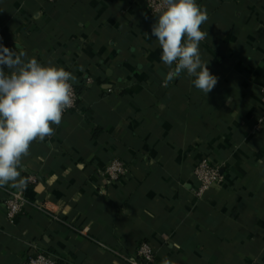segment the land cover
<instances>
[{"label": "crops", "instance_id": "1", "mask_svg": "<svg viewBox=\"0 0 264 264\" xmlns=\"http://www.w3.org/2000/svg\"><path fill=\"white\" fill-rule=\"evenodd\" d=\"M196 2L207 96L186 73L163 86L144 0H0V43L71 72L79 94L22 159L30 203L13 222L0 187V264H132L143 241L152 264H264V0ZM202 157L225 180L199 196ZM113 159L129 169L114 182Z\"/></svg>", "mask_w": 264, "mask_h": 264}, {"label": "clouds", "instance_id": "2", "mask_svg": "<svg viewBox=\"0 0 264 264\" xmlns=\"http://www.w3.org/2000/svg\"><path fill=\"white\" fill-rule=\"evenodd\" d=\"M151 33L161 48L160 59L169 71L163 86L186 73L206 96L218 83L199 45L208 37L201 26L209 19L196 0H162ZM0 43V187L24 186L20 166L34 141L55 134L63 114L74 104V75L50 61L40 63ZM7 69V71L5 70ZM52 145L49 143V147Z\"/></svg>", "mask_w": 264, "mask_h": 264}, {"label": "built area", "instance_id": "3", "mask_svg": "<svg viewBox=\"0 0 264 264\" xmlns=\"http://www.w3.org/2000/svg\"><path fill=\"white\" fill-rule=\"evenodd\" d=\"M50 2H55L57 0H49ZM147 6L148 12L156 16L162 0H144ZM260 98L262 102L263 115L259 117L256 124L254 125V130L258 131L263 128L264 125V84L260 88ZM79 101V94L74 86V104L73 106L66 110L63 114L64 116L72 109L76 108ZM129 172L128 166L124 161L120 159L111 160L103 171V175L109 181H118L125 177ZM193 175L199 181L200 185L196 190V193L201 196L207 190L212 187L221 185L224 183V175L220 171V167L208 158L202 157L197 161L193 167ZM5 192L4 198V208L5 214L9 221L13 222L16 217L23 211L25 206L30 203L27 196L28 187L26 185L14 188L9 186L1 187ZM132 264H152L155 259V250L153 246L148 241L141 242L137 247V253L134 258L125 257ZM21 264H61L59 259L56 257L44 253L38 252L36 255L28 257Z\"/></svg>", "mask_w": 264, "mask_h": 264}]
</instances>
